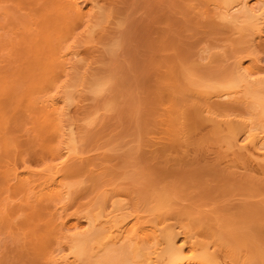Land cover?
<instances>
[{"label":"bare ground","instance_id":"1","mask_svg":"<svg viewBox=\"0 0 264 264\" xmlns=\"http://www.w3.org/2000/svg\"><path fill=\"white\" fill-rule=\"evenodd\" d=\"M201 1L206 3V7L213 6L216 25L240 33L238 35L243 39L240 37L241 41L234 46L243 49L247 45V48L244 47L247 51L243 53L241 50L240 54L238 53L240 50H234L239 55L231 52L236 54L234 57L231 54L234 61L229 57L230 53L229 56L226 55L234 64L230 72L227 73L229 69H225L226 75L225 73L220 77H218L220 74H216V77L201 75L195 82L194 79L186 77L189 88L172 90L175 94L170 91L166 98L164 96L159 98L161 103L156 104H163L157 105L158 111L153 114L150 126L146 125V132L141 135L142 139L139 138L138 143L135 144V140L138 139L136 138L134 144L133 142L131 144L135 146L132 147L136 151L143 149L142 156L146 158L143 157L145 159L143 162L159 160L164 168L172 167L173 163L174 168L175 166L179 168V172L182 169V172L188 173L189 171L185 172L182 165L184 160L177 157L181 146L178 136H182L181 139L185 141L191 130L195 129L196 125L191 127L192 119L189 114L190 109L197 107L200 111L197 110L196 114L199 116L201 113L205 114L203 120L206 118L205 121L209 122L210 119L209 123L214 122L215 126L212 127H215L213 128L215 135L217 132L220 133L219 140L225 153L217 158L215 162L217 164L213 165L219 167L218 172L221 171L226 180L220 175L223 180L219 181L224 183H219L217 178L218 185L215 180L212 181L214 178H208L207 183L212 181L216 184L210 186L205 183L204 173L197 174L195 168L191 171H195L198 176L191 175L195 177L193 181L188 176L191 183L188 177L181 180L183 175L180 172L176 174L179 176L176 179L180 178V181H175L174 177L169 178L175 182L172 183L171 180L170 185L174 184L171 188L170 185L164 187V184L163 188L161 185L156 188L157 184L148 182L150 180L147 178L150 172L148 169V174L145 171L144 179L135 178L143 181H141L143 188L135 187V191H121L118 185L113 186L116 183L110 187L109 180L113 183L111 177L117 172L115 174L114 171L108 172L107 176L113 174L110 179L103 174L111 164L105 163L107 167L102 164L103 166L97 167L98 169L95 167L94 170L100 174L92 169L103 152L93 158L95 155H87L92 150L86 151L84 148L81 150L83 136L87 133L83 132V128L89 127L87 124L99 119L100 110L112 109L115 101L105 99L91 112L86 110L87 112L82 113L84 110L81 111L77 106L79 103H76V96L74 100L71 95L72 89L76 87H80L82 93L86 89L92 96H98L114 88L118 73L116 67L111 65L102 67L103 69L97 67L96 72L88 73L91 72L89 68L95 65V59L97 63L100 56L96 54L98 57L94 62L87 60L83 52L81 53L84 57L81 54L79 57L80 44L84 43L77 40L81 37L80 30L77 31L80 27L84 28V33L92 37L101 33L99 37L96 35L94 38L104 42L102 45L106 46L104 49L111 57L116 54L121 46L120 40H117L119 36L113 38L102 33L106 30L105 24L109 22L111 16L113 17L111 9L104 8L103 5L106 3L102 4L101 0H0L2 14L0 21L6 29L0 24L5 30L4 32L0 30L1 242L4 239L3 244L0 242L4 246V250L0 248L3 251V256L0 253L2 257L0 264H264V238L261 236L249 242L239 240L240 244L227 241L226 229L233 225L232 218L237 217L241 206L244 207L242 203H233L236 205L233 208L238 207L236 211H228L231 210L229 208L231 204L227 205V210L214 206L210 212L213 213L212 216L207 217L203 214L204 210H198L201 203L194 201L197 199L194 190L198 188L208 191L209 195L212 194L216 199L225 198L227 193L225 191L229 190L232 192L231 194L229 191L230 195L237 194L235 190L241 188H233L234 183L231 181L236 183L234 186L239 187V183L245 179L243 176V179L236 177H241L240 173L246 177L245 180L264 183V75H262L264 67L256 57L260 50H257L259 54L255 53L256 48H264V0ZM110 4L113 8L114 3L111 1ZM98 26L103 31L100 29V32L98 30L96 33L95 28L98 29ZM80 33L84 35L82 30ZM95 42L93 40V43H88L86 40L85 43L93 47ZM97 45L94 44L95 50ZM235 47L231 48V51ZM87 49L91 54L86 56L92 58V52L95 53L97 50ZM84 58L89 61L88 66L91 61L94 65L88 68ZM222 58L220 56L221 60ZM78 62L80 65H86L82 67ZM75 66L82 67V70L84 68L86 69L84 71L88 72L82 76L77 75L75 73L78 69ZM72 76L74 78H71ZM70 78L77 79V83L75 80L69 82ZM86 90L83 94L87 92ZM74 93L76 92L73 91V96ZM182 94L187 99L190 95L192 100H188L189 103H181L180 100L185 99ZM73 101L81 113L79 115L75 113L77 116L69 114L71 118L69 119L68 113ZM190 103L198 106L194 107ZM241 106L250 110L248 112L252 115L244 116L245 119H237L241 117L240 115L236 120L234 117L230 118L233 114L237 116L235 111ZM71 108L74 110V107ZM192 115H195V112ZM72 116H75V119L78 117V123L81 122L82 125H77V119H72ZM222 122L225 126L221 129ZM83 133L85 134L82 135ZM102 158L109 160L105 156L99 157L100 160ZM132 165L128 164L131 170L125 166L126 170L129 169L134 174ZM174 168H170L169 171ZM176 168L175 171L172 170L173 174L178 172ZM99 169H102L103 173ZM212 169L207 168L206 171H209L205 173L211 176ZM170 172H167L168 177L171 175ZM83 176L86 179L88 176L89 181L92 179L93 182L87 184L89 181L82 179ZM227 181L230 184L228 182L225 186ZM85 182L87 186L93 185L92 188L88 186L92 193L89 192L87 196L85 194L89 189L86 188L85 194L83 192ZM107 182L109 186L103 188L108 185ZM250 182L249 187L254 189L257 187L260 189L262 185L261 183L259 187ZM97 183L103 186H97ZM245 184L247 187L241 185L242 191L248 188L247 182ZM79 186L84 189H80ZM256 191L259 192L258 189ZM82 193L85 195L84 199L89 195L91 199L88 198L89 201L85 199L86 202L79 198ZM190 193H194L195 197L189 196ZM190 197L194 198L193 203L198 204L197 210L191 208L194 204L186 201ZM78 200H84L85 203ZM211 200L213 204L218 203V200H215L216 202L214 199ZM182 202L186 205L182 206ZM187 202L192 206L188 207ZM219 202L221 204V200ZM179 203L182 207H179ZM186 206L192 210H187ZM215 209L216 211L212 212ZM224 211L228 213L224 216L228 217L222 216ZM239 237H245L243 230L240 231ZM243 246L248 249L246 252Z\"/></svg>","mask_w":264,"mask_h":264},{"label":"rangeland","instance_id":"2","mask_svg":"<svg viewBox=\"0 0 264 264\" xmlns=\"http://www.w3.org/2000/svg\"><path fill=\"white\" fill-rule=\"evenodd\" d=\"M108 1L107 0H103V1L101 0V3L102 4L106 3L105 5H103L104 8L111 9V11L113 13L112 14L113 17L111 16L109 22L108 21H107L108 23L106 22L107 24L104 23L105 29H106V30L104 29L105 31H103V29L100 28L99 26H98V29L96 27L95 30L97 33V31L99 30L98 32H100V29H101L103 31L102 33H104L106 36L108 35V36L113 37V38H118V36H119V38L117 40H120L121 46L117 50L116 54L114 53V55H112V57H111L110 54L107 52V50L104 49V48H106V46L105 47L103 46L104 42L100 41L99 38H97V40L99 42L95 39L96 38L95 36L98 34H94V37H95L94 38V37H92V35L90 36L89 34L84 33L83 27H80L82 29L79 28V29H77V31L82 30V32L84 33L85 36L82 35L79 31V34L81 37L78 36L80 38L77 39V34L75 37V39H77L79 41L82 40L83 41V42L81 41L82 44L84 43L83 45L80 44L81 47H79V50H81V51L79 53V57H80V54H81V56H83L84 54H86V55L91 54V53H89L90 50H88L87 48H89V49L92 48L94 51L97 50L95 53L91 51L92 52V58L85 55L87 60H93V62H94V59L97 58L98 55L100 56L97 58V63H96V59H95V65L92 64V61H91V63H89V66L94 65L93 68L92 67L89 68V66H88L89 61L85 60V58L83 59L84 61H87L86 62L87 67L89 68V71H91V72H88V70H87L86 72L92 73L93 71L97 70V67L103 69L104 67H108L109 65L114 66V68L116 67V71L118 72V73H116L114 88L112 90H109V91H107L103 94H100L98 96L90 95L86 89L85 90L88 93L86 92L85 94H83L85 90H83V93H82V90L79 89L80 87L79 88L76 87V89L70 88L74 92H76V94L74 93V96H73V91H72V93H71L72 99L75 100V96H76V100H77L76 103L77 102L79 103V104L77 103L78 104L77 106L81 109V111L84 110L82 113L87 112L86 110H89V112H91L97 106L99 107L100 106L99 104H101L102 101H104L105 99L115 101V106L112 109L100 110L98 112L99 113V115H98L99 119L98 120L96 119V121L94 120L92 122V124H87V125H89V127L88 126L84 127V128H86L85 130H84L83 126L81 127V128H83V132L84 131H85V133L87 132L86 134L85 133L82 134V135L85 134L86 137L83 136L84 143H81L82 144L81 150H82V148H84V150L86 149V151H87V149L92 150L91 152H89V154L87 153V155H91V156L95 155L93 158H95L97 154H100L101 152H103V154H101L99 157L105 156L106 159L107 158L109 159V160L107 159L108 161L104 160L103 158H102L103 160L102 159L100 160L98 157L97 160L95 159L96 161H98V163L94 164L92 169L94 170L95 167L97 168V167L103 166L102 164H104L106 166L105 163L111 164L108 166L110 169L108 168L106 173L102 172L103 168L101 170L99 169L105 175L108 174V172H113V171H114V174L116 172L118 173V174L116 173V175H113L111 173L113 176L110 175V173H109V175L112 176L111 178L113 180V183H111V180H109V182L111 184L110 187L112 186V184L116 183L113 186L118 185L119 189H121V191H127V190L128 191H131V190L135 191L136 190L135 187H137V189L143 188L142 187L143 183L141 184L142 180L138 181L136 179L137 178H141V179L143 178L144 179L146 176L145 175L146 172L148 174V171H147L148 169L150 170L149 175H147L148 176L147 178H150V180L148 182H151L154 185L157 184L156 188H157V186L159 187L160 185L162 186L163 184H164L163 185L164 187H165V185L169 186L171 184L170 182L173 179V177L175 179H176V177H179L176 174L182 172V169L179 172V168L178 167L176 168V166H175V168L177 169L178 172L173 174L174 173L173 171H175L173 163L171 166L174 168V170L172 169L173 171L171 170V172H172L171 173L169 171V169L172 167L169 168V166H168V168H169L168 169V168H166L167 166H165V168H164V165L160 164L159 160H157V161L151 160V162H150V160H148L149 161L148 163L143 162L146 159L144 157V155L142 156L143 149H137V151L135 149H133V147H135L132 145V144H134V139L138 138L137 140H135V144L138 143L139 138H140V140L142 139L141 135L145 134L144 132H146L145 127L147 128V126L149 124H151L150 120L153 119V117H154L153 114L158 111L157 108L160 104H158V103L156 104V102L161 103L160 102L161 100L159 98H162V96L165 97L166 94H168L170 91L173 92V94H175L174 91H172V90L179 91V90H185V89L189 88V84L187 83L186 77L194 79L193 81L195 82L197 80V78L201 75L207 76V77H208V75H209V77H212V76L216 77V74L217 75L220 74V75H218V77L226 75L234 67L233 66L234 64L231 62V58L234 61L233 57L238 53L242 54L241 50L243 53H245L247 51V49H244V47L247 48L246 47L247 45L245 44L246 46H244V47H243V45H238L239 47L242 46L244 50L242 48L241 49L236 48L234 45L238 44L237 43L238 41H241V39L239 40L241 35L240 36L238 35L240 33L237 34V33H235L236 31H234V30H233L234 31L233 32V31H231V29L229 30L228 28H225V27L220 28V25H216L215 21L217 22V20L215 18H213V11H214L213 6L210 5V6L206 7V3L201 1V0H116V1L114 0L115 2L113 0H111L114 3V4H112V5H114L113 8L110 4L111 1L110 0H108ZM107 5H109V6H107ZM117 13L120 15H118ZM0 15H2V14H0ZM125 16H126V18H125ZM2 18H3V16H2ZM120 18H121V20H120ZM112 19H114V20H112ZM5 21H7V20L5 19ZM5 21H3V22L5 23ZM118 21H120V23H117ZM123 21H124V23H123ZM0 24H1V26L4 25V24H2V22ZM116 24H118V26H115ZM1 26H0V30H2V32H4L6 29L4 28V26H2L5 29V30H3V28H1ZM106 26H107V28H106ZM6 27H7V25H6ZM118 27H120V28L118 29ZM105 32H107V33H105ZM99 35L97 37H99ZM91 37H92V39H91V41H89V38H91ZM86 40L88 41V43H93V40H95L96 41L94 43L95 45L100 43L101 45L100 46L97 45V46H99L98 49H101V50H98L97 46H96V50H95L94 44L93 45L91 44L94 48L89 47V45L85 43ZM122 40H124V41H122ZM77 43H78V41H77ZM102 43H103V45H102ZM242 44H244V43H242ZM122 47H123V49H122ZM233 47H235V48L233 49V51H231V48H233ZM260 48L261 47L256 48L255 53L256 54L260 53L256 57L261 62V63L259 62L260 65H262V67H264V48H261V49ZM262 49H263V52H261ZM234 50L235 51L240 50V51L238 53H236ZM257 50L258 51L260 50L259 53H257ZM100 51H102V52H100ZM81 52H83V55ZM222 52H224V53L222 54ZM231 52H235L236 54L234 55V53H231ZM93 54H95V55L98 54V55L93 56ZM228 54L229 55L232 54L233 57H232V55L229 56ZM224 55L226 58L224 57ZM226 55L231 57V58L227 57ZM220 56L223 57L222 60L220 59ZM81 58H80V60H81ZM89 58H91V59H89ZM98 59H99V61H98ZM223 59H225V60L223 61ZM84 61H82V62L84 63ZM80 62H78L79 65H80ZM76 65H78V64H76ZM85 65L83 64L80 66L83 67ZM230 65H231V67H230ZM76 68L78 69V70L76 69L78 72L75 74L82 76V74L86 73L84 71L86 69L83 68V70H82L79 67H76ZM92 69H94V70H92ZM225 69L226 70L229 69V71L227 70V73H226ZM263 69L264 68H262V70ZM223 70H224V72H223ZM222 74H224V75H222ZM262 75H264V73H262ZM73 76L71 78H74ZM80 76H79L78 80H80V78H81ZM75 78H77V76ZM74 80L75 79H71L69 82H74ZM76 80H75V82L77 83ZM77 90H78V92H77ZM79 90L81 91V93L79 92ZM182 92L183 91H181V93ZM77 93L79 94L78 96H77ZM178 94H180V92ZM101 96H103V97H101ZM182 96H183V94H182ZM183 97H185V96H183ZM102 98H104V99H102ZM191 98L192 97L189 95L188 99L185 97V99L183 98V100H180V102L181 103H184V102L189 103L187 101L192 100ZM79 100H81V101L79 102ZM194 102H196V101H194ZM74 103L75 102L73 101V103H72L73 106L72 105L70 106L68 116H69V114L74 115L75 113H77L79 115L81 113L78 110V108H76L77 106ZM155 104H156V106H155ZM190 105H192V104L190 103ZM195 105H197V104H195ZM195 105H194V107H195ZM71 107H74V110ZM197 110L200 111L197 107L192 109V110L190 109L191 113L189 114L190 119H192L191 120V127H194L193 125H196L195 129L191 130L189 137H187L185 141H183L181 139L182 136H180V135L178 136V138H180V140H181V142H180L181 146H180L179 153H178L177 157H178V159L184 160L182 165L185 168L184 169L185 172L186 171H189L190 173L194 172L192 174H189V172L188 173L182 172L183 177L180 175L181 180L183 178L186 179L188 176H190V178H192V181H193V179H195V177L198 176L197 174L200 175V174L204 173L203 175L206 178L205 179L206 184H209L210 186L211 185L213 186V184H214V186L216 184L219 185V183H224V182H220L223 180L221 176H223V178L225 177V180H226V176H224L223 173L221 174V171H219L220 172V174H219V172H218L219 167L216 168V166H214V165L217 164V163L215 164V162L217 161V158H220L221 156L224 155L225 150L222 146V143L220 142V140H221V138H219L220 133L217 132V135H215L216 132H214L215 129H213L215 127H212V126H215V124H213L214 122L211 121L213 123H209L210 122L209 118H207V119H209V122L205 121L206 118L203 120L205 114L202 115V113H201V115H200L201 117H200L199 115L196 114ZM70 111H72L73 113L72 112L70 113ZM77 111H79V113ZM248 111H250V110H247L243 106H241L240 108H238L235 111L237 116H234L235 114H233V116H230V118L234 117L235 118L234 120H236V117H238V115H240L241 117H238L237 119H239V118L245 119L246 117L244 118V116H248L251 114ZM194 112H195V115H192V114H194ZM197 113H199V112H197ZM77 114H75V116H77ZM129 114H130V116H129ZM133 114H134V116H133ZM82 115L85 118V115L84 114H82ZM242 115H243V117H242ZM75 116H72V119H75ZM68 118L71 119L70 116ZM76 119H77V122H76L77 125L78 124H79V126H80V124L82 125L81 122L78 123L79 118L77 117ZM82 119H81V121H82ZM75 120H74V122H75ZM71 121H73V120H71ZM85 122L88 123V121H85ZM222 124H220L221 129L223 126H225V124L223 122H222ZM81 128H80V131H82ZM143 129H144V131H143ZM213 132H214V134H213ZM83 138H82V142H83ZM124 139L126 142L124 141ZM96 149H98V150H96ZM129 149H130L131 154L129 153ZM104 152H106V153H104ZM141 156H142V158H141ZM143 157L145 159H143ZM89 158H91V157H89ZM126 160H129V161L131 160V161L128 162ZM99 162H101L100 165H99ZM143 163H145V164H143ZM128 164H129V166L133 164L132 167H133L134 172L133 171L132 172L134 174L131 173L130 170L132 168L129 167ZM170 164H166V165H170ZM95 165H97V166H95ZM125 165H127V168L129 167L130 170L129 169L126 170ZM91 166H89L90 169H91ZM111 166H113V167L111 168ZM124 166H125V168H124ZM106 167H105V169H107ZM211 167L216 168V169H212ZM205 168L206 169L207 168L212 169V171H211L212 175L211 176L209 174H206V173H208L209 170L206 171ZM105 169L103 171H105ZM193 169H195V171H197V174L195 173V171H191ZM204 169H205V171H204ZM165 170L168 173L170 172L172 177H171V175L168 177V173ZM213 170L215 172L217 170V173H215ZM200 171H202V172L200 173ZM95 172H97V171H95ZM211 172H209V173L211 174ZM97 173L100 174V172H97ZM213 173H215L216 178L214 177ZM94 174H96V173H94ZM99 174H97V175L99 176ZM186 174H187V176H186ZM193 174L195 176L194 178L192 177ZM217 175H219V176H217ZM110 176L106 175L105 177L109 178ZM240 176L241 177H239V176H236V177L241 178V179H243V178L246 179V177H244V175H242V173H240ZM242 176H243V178H242ZM115 177H117V179ZM219 177H220V179H219ZM83 178H85V177L83 176L82 179ZM96 178H98V177H96ZM169 178H172V179H169ZM190 178H189V181H190ZM208 178H214V179H212V181L215 180L216 184L212 181L207 183L209 181V180L207 181ZM217 178H218L219 183H217V181H216ZM85 179H84V181H86V180L89 181L88 176H87V179L86 180ZM101 179H102V177H101ZM229 180L231 181L232 178ZM235 180L237 181L238 179H235ZM244 180L243 181L241 180L242 182L239 183L240 184L239 187H238V185L234 186V185H236V183L232 182L233 180L231 181L232 184L234 183L233 188L234 187L241 188L239 190H237V189L235 190V191H237V194L230 195L231 191L229 190L230 192L225 191V192H227L225 198L221 199V198L217 197V199H216L215 196L213 197L212 194L209 195L210 193H208V191H205L202 189L199 190V188H198V190L192 189L195 191V194H197L196 197H195L194 193L189 194V196L192 195L193 197H195V199L196 198L197 199L194 200L193 197H190L191 199L188 198V200H186V201L191 202L192 205L194 204L193 206H195L196 205L195 203H197V202L201 203L199 205L197 204L198 210L199 209L204 210L203 214H204V216H207V217L212 216L213 213L210 214V212H211V208L214 206H217V208L220 206V207L226 209L228 207L227 205L231 204L230 205L231 207H229L231 210H228V211H233V210L236 211L238 207L233 208L234 205L242 203L244 205V207L241 206L239 209L240 211L237 214V217L232 218L233 225L230 228L226 229L227 233H228L227 241L232 242V243H237V244H240L239 240H242V242L243 241L249 242L250 240H253L254 238H256L258 236H261L262 238H264V189H263L264 186L262 187V185L264 183H262L260 181H259V183L258 182L253 183V180H250V181H252L253 185H256L259 187H260V184L262 183L260 189L258 187L254 189L253 187L252 188L249 187V185L251 183L250 181H248L249 179L245 180V182H247V184H248V182H250V183L248 184V188H246L247 191L245 189L242 191L244 186L247 187ZM145 181H146V179H145ZM175 181H180V178H177ZM86 182H85V185H86ZM91 182H93L92 179L87 184H91ZM139 182H140V184H139ZM228 182L229 181L225 182L224 185L226 186L227 185L226 183H228ZM172 183H175V182L172 180ZM189 183H191V181ZM242 183H244V184H242ZM83 184H84V182H83ZM107 184L108 185H106V183H105L106 186H103V185L100 186L97 183V186H100V187L103 186V188H105V187L107 188L109 186V183L107 182ZM137 184H138V186H137ZM229 184H230V182H229ZM85 185H83V186H85ZM173 185L174 184L170 185L169 187L171 188V186H173ZM209 185H208V187H210ZM241 185H243V187ZM88 186L91 187L93 185H88ZM88 186L86 185L85 189H84V187L79 186L80 189L81 188L84 189V191H83L84 194L87 192L85 194L86 196L89 192L92 191L91 189L88 188ZM163 186H162V188H163ZM229 186H227V187L229 188ZM169 187H167V188H169ZM79 188H78V191H80ZM86 188H87V190L89 189V191L85 192ZM228 188H227V190H228ZM221 189H222V187H221ZM257 189L259 190V192L256 191ZM194 191H191V192H194ZM253 192H255V193H253ZM231 194H232V192H231ZM85 195H83V193H82L81 197H79V198L84 199ZM205 195H206V197H205ZM207 195H209V197H207ZM198 197L199 198L201 197V198L199 199ZM88 198L91 199V195H89ZM88 198L86 197L85 199H87L89 201ZM211 199H214L213 200L214 202H216L218 200V203L216 202L215 204H213L211 202L212 201ZM80 200H78V201H80ZM84 200H82V201H84ZM87 200H85V201L87 202ZM193 200L196 202L193 203L194 202ZM220 200H221V204L219 202ZM82 201H80V202H82ZM85 201L83 203H85ZM183 201H185V200H183ZM189 202H187L188 207L192 206ZM233 203H235V204L233 205ZM76 204L78 205V202H76ZM179 204H180L179 207L186 205L185 202H182V206H181V203H179ZM197 205H196V207L192 206L191 208L192 209L195 208L197 210ZM203 205H206V206H203ZM72 206H73V204H72ZM74 206H75V203H74ZM109 206L110 205H108V210H110ZM188 207L186 206L187 210H192V209H188ZM235 207H236V205H235ZM70 209H69V211L72 210V209L71 210ZM216 209L212 210V212L213 211L215 212ZM224 212H223V215L222 214L221 215L223 217H228V216H224V214L228 215V213L226 211H224ZM241 230H243V232H244V235H245L244 238L239 237V233ZM3 241H4V239H3ZM0 242H1V240H0ZM1 243H0V245H1ZM3 247L4 246L1 245L0 248L2 250H4ZM242 248L244 249V252H246L248 250L244 246ZM1 249H0V251H2ZM0 253H2L1 255L3 256V251ZM0 258L2 259L1 256H0Z\"/></svg>","mask_w":264,"mask_h":264}]
</instances>
